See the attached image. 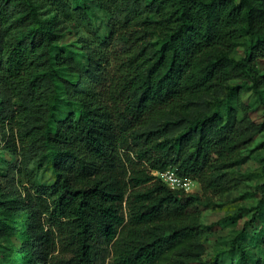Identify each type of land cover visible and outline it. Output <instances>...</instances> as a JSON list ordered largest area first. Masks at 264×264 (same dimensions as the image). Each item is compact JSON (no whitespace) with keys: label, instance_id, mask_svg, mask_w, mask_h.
I'll list each match as a JSON object with an SVG mask.
<instances>
[{"label":"trees","instance_id":"trees-1","mask_svg":"<svg viewBox=\"0 0 264 264\" xmlns=\"http://www.w3.org/2000/svg\"><path fill=\"white\" fill-rule=\"evenodd\" d=\"M260 59L264 0H0V239L19 243L7 258L223 264L202 258L201 207L237 188L229 171L264 132ZM240 78L258 125L230 103ZM170 168L200 192L171 189L156 175Z\"/></svg>","mask_w":264,"mask_h":264},{"label":"rangeland","instance_id":"rangeland-1","mask_svg":"<svg viewBox=\"0 0 264 264\" xmlns=\"http://www.w3.org/2000/svg\"><path fill=\"white\" fill-rule=\"evenodd\" d=\"M64 41L76 45L74 36L68 35ZM250 44L249 38L239 41L234 57L237 60L244 58ZM256 66L260 73H264V59L258 60ZM230 86L236 88L237 93L233 95L230 103L236 106L239 119L251 121L255 125L260 124L263 107L254 93L252 81L249 78H240L230 82ZM225 105L226 103L221 106L223 113L226 111ZM208 106L214 110L217 104L210 100ZM1 154L21 164V157L17 161L6 151ZM241 156L246 157V161L229 171V177L238 182L237 188L216 197L214 200L216 205L201 207L203 231L200 241L205 248L202 257L205 262L218 258L223 264H239L240 250L232 249L235 240L246 248L250 264H254L257 258L264 259V176L261 161L264 157V132L255 138L248 149L242 151ZM37 160L31 159L30 169L35 167ZM38 171L40 181L47 183L53 181L51 171L43 169ZM197 192H200L198 183L194 184L190 193ZM254 216V224L249 225L246 233L243 234L245 224ZM18 245L16 239H0V264H12L7 254L14 251Z\"/></svg>","mask_w":264,"mask_h":264},{"label":"built area","instance_id":"built-area-1","mask_svg":"<svg viewBox=\"0 0 264 264\" xmlns=\"http://www.w3.org/2000/svg\"><path fill=\"white\" fill-rule=\"evenodd\" d=\"M158 175L171 189L183 190L185 192H192L194 184L196 182L189 177H181L172 168L166 170L162 173H157Z\"/></svg>","mask_w":264,"mask_h":264}]
</instances>
